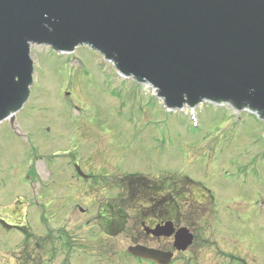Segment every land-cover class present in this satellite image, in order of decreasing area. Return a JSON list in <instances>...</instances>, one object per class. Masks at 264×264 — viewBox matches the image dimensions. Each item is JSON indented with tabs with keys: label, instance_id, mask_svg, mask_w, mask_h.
I'll use <instances>...</instances> for the list:
<instances>
[{
	"label": "rangeland",
	"instance_id": "obj_1",
	"mask_svg": "<svg viewBox=\"0 0 264 264\" xmlns=\"http://www.w3.org/2000/svg\"><path fill=\"white\" fill-rule=\"evenodd\" d=\"M31 57L29 98L15 123L0 121V212L9 208L26 232L0 226V251L68 248L65 225L92 194L79 190L78 165L96 181L191 176L214 195L211 205L200 186H188L206 196L210 255L218 264H264V119L210 100L170 109L87 44L71 52L33 44Z\"/></svg>",
	"mask_w": 264,
	"mask_h": 264
},
{
	"label": "water",
	"instance_id": "obj_2",
	"mask_svg": "<svg viewBox=\"0 0 264 264\" xmlns=\"http://www.w3.org/2000/svg\"><path fill=\"white\" fill-rule=\"evenodd\" d=\"M33 44H87L169 108L210 100L264 119V0H0V121L29 98Z\"/></svg>",
	"mask_w": 264,
	"mask_h": 264
},
{
	"label": "flooded vegetation",
	"instance_id": "obj_3",
	"mask_svg": "<svg viewBox=\"0 0 264 264\" xmlns=\"http://www.w3.org/2000/svg\"><path fill=\"white\" fill-rule=\"evenodd\" d=\"M83 173L77 172L84 179L79 190L92 194L85 204L73 207L74 217L65 225L70 230L67 241L60 240L68 248H55L50 254L39 243L9 254L6 248L0 251V264H128L134 260L140 264H218L206 249L213 240L208 236L210 226L202 220L200 204L205 197L199 199L189 190L181 175L171 182L166 176L162 181L137 183L121 177L122 181H96L97 174ZM9 215L8 208L0 212V219L10 221ZM12 223L25 231L16 220ZM0 226L4 227L1 220ZM138 245L153 254L133 253L130 248Z\"/></svg>",
	"mask_w": 264,
	"mask_h": 264
},
{
	"label": "trees",
	"instance_id": "obj_4",
	"mask_svg": "<svg viewBox=\"0 0 264 264\" xmlns=\"http://www.w3.org/2000/svg\"><path fill=\"white\" fill-rule=\"evenodd\" d=\"M131 180L132 181H136L137 183H148L151 181H156L154 178H151L150 176H145V175H140V174H131ZM130 180V181H131ZM185 180L190 183V182H194L193 180L189 179V178H185ZM196 183V182H194Z\"/></svg>",
	"mask_w": 264,
	"mask_h": 264
}]
</instances>
